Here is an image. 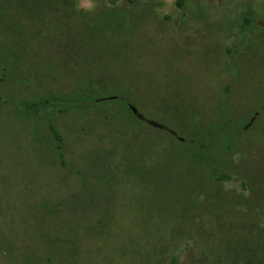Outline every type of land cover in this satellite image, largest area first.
<instances>
[{
  "label": "rangeland",
  "instance_id": "374dc122",
  "mask_svg": "<svg viewBox=\"0 0 264 264\" xmlns=\"http://www.w3.org/2000/svg\"><path fill=\"white\" fill-rule=\"evenodd\" d=\"M16 2L0 0V264H264V0L92 23L105 5L77 0L60 32ZM50 95L67 100L25 107Z\"/></svg>",
  "mask_w": 264,
  "mask_h": 264
},
{
  "label": "trees",
  "instance_id": "16d2710c",
  "mask_svg": "<svg viewBox=\"0 0 264 264\" xmlns=\"http://www.w3.org/2000/svg\"><path fill=\"white\" fill-rule=\"evenodd\" d=\"M31 1V2H30ZM102 1L103 5H105L96 15L94 18H92V20L90 21V23L93 22V19L98 18L99 14L101 11H106V16L109 17H113V18H119L121 16L123 17H127V13H123L121 9H118L117 7L119 6H123V5H137L140 3H153L155 0H99ZM77 0H17L16 5L14 7L13 12L16 13H20V17L24 16L25 14L28 13V11H32V14H36L38 15V21L41 25V19L42 17L46 18H50L53 17L54 18V26L57 28V30L60 32L62 29V24L60 19H63V23H67L68 21H72L73 17L71 16V14L67 11L68 9H73V7L76 5ZM183 2L184 0H176V4L178 6L179 9L183 8ZM31 5L33 7V9L28 10L29 6ZM46 9H45V8ZM10 9L7 10L4 14V21H7V14H9ZM47 12V13H46ZM98 20V19H97ZM42 28V25H41ZM61 28V29H60ZM91 28V25L89 24L88 29L89 30ZM107 28H101L98 29L96 34L99 35V38H103L105 37V34H107ZM126 35L128 33H125ZM101 41H98V43H100ZM102 44V43H101ZM97 49L98 51H100L101 49V45L99 46V44H97ZM72 98V97H71ZM74 98V97H73ZM117 98L119 100H117L118 102H120L123 107L126 109V112L129 114L130 117H134L135 115L132 113V111L129 109V107L126 105L125 102H122L121 100L122 97L121 96H117ZM66 98L63 96H59V95H50V96H45L36 100H31V101H25V107L27 109H33L34 111H39L41 109L46 108L47 106L51 105L54 102H60V101H64ZM70 99V98H69ZM93 99L102 101L105 100V98L101 97L100 95H97V97H93V95H91V93H85L82 94L80 98H74V100H81L83 102H88V101H92ZM67 100V99H66ZM135 119V117H134ZM48 128L50 130V133L52 135V137L54 138V140L56 141L57 144V149L59 150V154L62 155V135L59 132V130L56 128V126L50 122L48 123ZM172 138H174V136L170 133H168ZM193 141L195 140L194 138ZM189 143L190 145H195L196 143L195 141L192 142H186ZM228 178L227 175L223 174L220 176L216 177V180H222L223 178Z\"/></svg>",
  "mask_w": 264,
  "mask_h": 264
},
{
  "label": "water",
  "instance_id": "95a60500",
  "mask_svg": "<svg viewBox=\"0 0 264 264\" xmlns=\"http://www.w3.org/2000/svg\"><path fill=\"white\" fill-rule=\"evenodd\" d=\"M109 98H115V97L111 96V97H109ZM128 107H129V109L132 111V113H133L136 117L140 118L141 114L137 111V109H136L132 104H128ZM141 117H142V116H141ZM148 123H149L150 125H152V126H155V127H159V128H167L166 126H164V125H162V124H159V123H157V122H155V121L148 120Z\"/></svg>",
  "mask_w": 264,
  "mask_h": 264
},
{
  "label": "flooded vegetation",
  "instance_id": "af4514ba",
  "mask_svg": "<svg viewBox=\"0 0 264 264\" xmlns=\"http://www.w3.org/2000/svg\"><path fill=\"white\" fill-rule=\"evenodd\" d=\"M142 116V117H141ZM141 116H140V118H138V119H140V120H142L143 122H146V123H148V120L149 119H147L146 117H144L142 114H141ZM167 127V126H166ZM156 128H159V127H156ZM161 129H164V130H167L168 132H171V130L167 127V128H161Z\"/></svg>",
  "mask_w": 264,
  "mask_h": 264
},
{
  "label": "clouds",
  "instance_id": "9594fccd",
  "mask_svg": "<svg viewBox=\"0 0 264 264\" xmlns=\"http://www.w3.org/2000/svg\"><path fill=\"white\" fill-rule=\"evenodd\" d=\"M87 3L91 6L92 5V0H87Z\"/></svg>",
  "mask_w": 264,
  "mask_h": 264
}]
</instances>
